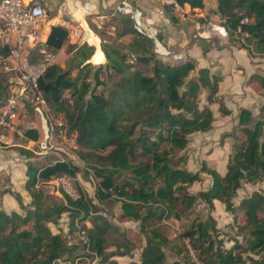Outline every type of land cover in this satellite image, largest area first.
<instances>
[{
  "label": "trees",
  "instance_id": "obj_1",
  "mask_svg": "<svg viewBox=\"0 0 264 264\" xmlns=\"http://www.w3.org/2000/svg\"><path fill=\"white\" fill-rule=\"evenodd\" d=\"M177 1L204 8L202 0ZM216 4L228 42H238L250 56H264V0H216ZM244 18L248 21L242 22ZM65 36L64 28L52 27L45 48L58 51ZM125 36L128 41H120ZM100 46L104 63L88 61L102 60L100 53L94 56L93 45L75 43L67 46L71 56L65 67L49 64L37 81L49 110L61 114L66 134L75 136L77 156L100 179L103 197L120 203L119 220L138 223L145 238L138 264H195L186 240L205 264H247L243 253L259 255L249 260L264 264V190L234 202L242 181H264V102L258 118L241 108L234 130L221 134L222 141L237 140V131L243 134L233 144L226 171L221 174L203 162L201 172L210 176L211 183L197 195L189 193L188 188L201 176L185 168L187 155L181 151L190 135L212 128L213 103H218L222 115L229 114L217 99L221 75L207 67L197 69L193 58L179 64L164 63L155 52V40L129 23L114 35L101 37ZM7 52V47L0 45V57ZM250 81L264 87L260 73L253 74ZM6 95V75L0 68V105ZM27 134L37 137V132ZM52 161L39 166L27 163L24 188L30 205L22 207L20 195L13 193L24 214L0 209V264H53L58 258L70 259L74 248L49 226L64 212L73 233L75 223L81 224L91 252L100 258L97 264H119L115 257L132 256L134 244L126 231L98 214L97 208L91 213L81 197L69 198L67 203H45L37 181L61 169L71 170L63 161ZM198 198L209 211L214 209V200L220 201L232 215L242 240L225 248L220 244L216 220L208 214L204 220L194 217L182 231L174 230V245L166 252L170 221L192 214ZM86 221L90 226L82 224Z\"/></svg>",
  "mask_w": 264,
  "mask_h": 264
},
{
  "label": "crops",
  "instance_id": "obj_2",
  "mask_svg": "<svg viewBox=\"0 0 264 264\" xmlns=\"http://www.w3.org/2000/svg\"><path fill=\"white\" fill-rule=\"evenodd\" d=\"M202 2L204 4L203 9L191 8L188 3L180 4L178 2L180 8L175 10L169 2L164 3L160 0H75V14L79 15L77 17L86 25L85 27L82 24L83 41L93 45L94 56L100 53L102 57L101 62H93V58L88 61L94 64H102L106 58L101 50V39L90 29L87 21L81 17L84 16V13L98 15L105 12L103 14L109 16L115 30L123 27L125 23H129L153 38L155 40V52L164 63L179 64L188 58H193L196 61L197 69L207 67L211 72L220 74L221 81L218 85L217 98L224 103L229 114H234L241 108L254 111L261 99H264L259 93V90H263L264 87L250 81V77L255 73L264 75L262 62L264 56H250L245 49L230 44L220 30L221 20L215 12L216 0H202ZM110 34L114 35V33ZM94 39L98 42H95ZM52 54V61L56 63L57 53ZM215 105H217L216 110H218V103H213L210 106L215 118L212 128L203 133H209L215 127L216 116L213 111ZM59 117L61 118V115ZM44 131L45 124L43 122L38 126V132L44 134ZM1 141L0 139V180L7 177L4 188H9L11 193H18L23 205H26L31 200L29 193L24 188L26 165L37 158L32 156L31 158L34 160H29L30 158L10 152V149L1 145ZM37 155L47 157L45 156L47 154ZM2 202L3 207L1 209L6 212H9L6 209V203L11 205L10 209L13 208L14 210V207L18 205L9 191H4L2 194ZM213 205L214 209L209 211L207 204L202 202V212H206V217L208 214H212L221 220L225 219V223H232L230 214L224 210L220 201L214 200ZM126 258L128 256L115 257L119 264Z\"/></svg>",
  "mask_w": 264,
  "mask_h": 264
},
{
  "label": "rangeland",
  "instance_id": "obj_3",
  "mask_svg": "<svg viewBox=\"0 0 264 264\" xmlns=\"http://www.w3.org/2000/svg\"><path fill=\"white\" fill-rule=\"evenodd\" d=\"M41 2H44L49 8L48 10L50 16H53L58 6H60L63 2H65L68 5L70 11L74 14L75 18H77L81 23V26H83L82 25L84 24L83 21L77 17L79 15L75 14L76 12L75 0H41ZM103 13L105 12H101V14ZM95 16L96 14L94 13H84V16H82L81 18H84L87 21V24L90 27V29L94 33H96L100 39L101 37L105 38L107 37V35L109 36L110 33L107 32V30L96 29L95 24L93 23V18H95ZM108 23H111V21L108 20ZM84 26L86 27L85 24ZM220 30H222L223 32L222 35L226 39H228L227 34L222 26ZM115 32L116 30L111 33H115ZM101 34H105V36ZM128 38H129L128 36L124 37L120 39V41L122 40V42H127ZM94 40L95 42H98L96 39ZM72 44H75L74 40L70 41L67 38V36H65V40L61 47V50L59 49L58 51H56L57 53L56 55L57 57L55 59L56 63L52 61V58H50L49 61H47V63L48 62L50 64L55 63V64H59L61 67H65L68 59L71 56V52L68 51L67 46ZM235 45H239V43L236 42ZM40 47L41 46H39V48ZM34 50H37V48H35ZM47 51L49 54L55 52L48 47H47ZM258 56L263 57V55H258ZM43 57L44 56L40 54L38 51L35 52L36 62L42 61ZM262 62L264 64V57L262 59ZM2 65H3V61L0 58L1 70H3ZM73 73H75V70L73 71ZM259 93L264 97V88L263 90H259ZM65 97H67V95H65ZM263 102L264 99H261L260 104L256 107L257 109L251 111L255 119L260 116V110L258 109H260V105ZM216 107L217 105H215L213 109L216 116V124L214 129H212V131H210L209 133H193L192 135L189 136V141L186 148L181 151V153L187 155V162L185 168L191 172H198L201 176V179L199 181L194 182L192 186L188 188V192L195 195H197L200 190L207 188L211 183L210 176L204 172H201L202 163L206 162L209 166L215 168L221 174H223L226 171V162L228 158L233 154L234 151L233 144L237 142V140L243 138V134L240 131H237V135H236L237 140H235L234 138H224L222 141L221 134L223 132L234 130L235 128L234 124H236L238 121L237 116L239 110L234 112V114L230 113L225 116L222 115L218 110H216ZM23 108L26 109L25 112L28 113L29 120H34L36 118L31 113V109L26 104L24 105ZM41 124L42 121L38 120L37 125L39 126ZM0 135H1L0 139L2 140L1 145L4 146L6 149H10V152H13L15 154H20L25 158H30L29 160H34L31 157L36 156L37 159L33 161L35 162L34 164L35 166L48 163L50 159L52 160L62 159L61 161L65 162L67 164V167H69L71 170L61 169L55 172L54 174L50 175L48 178H41L40 180L37 181L36 187L43 191L45 203L47 205H53L58 202L67 203L69 198L76 199L78 197H81V199H84L88 203L89 205L88 207L91 213L94 211L95 208H97L98 212H104L106 214V216L104 217L106 219L112 220L113 222L118 224L122 229H124L126 231L127 237L134 244V250L132 252V256L126 258L125 261L124 260L121 261V264H138V262L140 261V251L145 241L144 236L139 232L138 223L132 221L119 220L118 213L120 212V203L114 201L113 197L112 198L103 197L101 191H99L100 179L94 177L92 169H90L87 166L85 161L81 160L77 156L76 153L77 146L75 145V136L73 134L67 135L68 136L67 140L57 139L56 140L57 148H53L51 151H48L47 153H38V154H47L45 155L47 157H41L43 155H37L36 153L26 149L20 140H18L8 132L0 130ZM36 135H39V133ZM6 180L7 177H3L0 180V209L3 207L2 194L4 193V191H9V193L13 195V193H11L12 191H10L9 188H4L6 186ZM257 190H264L263 180L252 181L249 183L246 181H242L241 189L239 190L236 199L234 198L235 199L234 202L237 203V201L241 197L249 195ZM202 202L203 201L198 198L193 204L192 214L182 217L180 221L177 220L170 221L172 227L169 226L171 227L170 229L166 228L167 230L166 232L169 234L170 237V242L166 247V252L170 246L174 245V241H173L175 237V234L173 232L174 230L182 231L183 229L189 226L192 219H194V217L196 216L200 217L203 220L206 218V212H204L205 215L202 212V208H203ZM29 205L30 203H27L26 205L22 204V207H27ZM10 208L11 205L6 203V209L9 210L8 213L12 211H17L19 213L24 214L25 212V210H23V208H21L20 205L15 206L14 207L15 210L13 208L12 209ZM210 215L214 216L213 218L217 219L215 220L217 227L220 231V236H219V238L221 239L220 244H222L225 248H230L235 241L242 240L241 236H239L236 233V227L232 223H225L226 222L225 219L221 220L215 215L212 214ZM230 216L232 220V215L230 214ZM82 224L86 226H90V224L87 221ZM49 226L53 232L56 233L59 232L64 236L68 247L74 248L72 254L69 256L70 259H66L67 261L73 262L75 258L81 256L82 242L78 236V230L81 229L80 223L77 222L75 223L76 230L73 233V231H71V227L69 224L68 213L64 212L56 223H49ZM172 228L174 229L171 230ZM242 255L246 258L247 264H254L251 260H249V258L257 259L260 257L259 255H256L254 253H243ZM89 257H96L97 263L100 259L95 254H91ZM64 259L65 258H62V260ZM167 260H171V258L168 257ZM78 264H87V263L86 260L83 259L80 260Z\"/></svg>",
  "mask_w": 264,
  "mask_h": 264
},
{
  "label": "built area",
  "instance_id": "obj_4",
  "mask_svg": "<svg viewBox=\"0 0 264 264\" xmlns=\"http://www.w3.org/2000/svg\"><path fill=\"white\" fill-rule=\"evenodd\" d=\"M171 4L179 10L177 0H160ZM49 8L41 0H0V45L7 47L3 61L2 72L6 75L7 95L0 105V129L11 133L20 140L23 146L38 154L47 153L56 147L57 139L67 140L65 124L59 115H54L48 108L45 96L38 85V77L50 63L52 55L43 47L52 27H61L66 31L67 38L75 43L83 42V28L81 23L63 2L53 16L49 15ZM109 16L98 14L93 18L97 30H115L113 24L108 23ZM244 18L242 22H247ZM87 43V42H86ZM39 46H41L39 48ZM37 48V50H34ZM42 54L43 60L36 62L35 52ZM31 109L36 117L29 120L24 105ZM45 124L44 134L38 132L37 121ZM27 132H37V137H31ZM44 135V136H43ZM62 159H53L57 163ZM106 216L104 212H97ZM82 242V254L73 262L57 259L53 264H78L86 260L87 264H96V257L89 247V239L82 229L78 230ZM192 261L195 264H205L197 258L194 250L185 241Z\"/></svg>",
  "mask_w": 264,
  "mask_h": 264
}]
</instances>
